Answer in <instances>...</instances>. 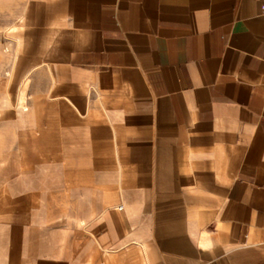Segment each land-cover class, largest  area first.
<instances>
[{"label": "crops", "instance_id": "1", "mask_svg": "<svg viewBox=\"0 0 264 264\" xmlns=\"http://www.w3.org/2000/svg\"><path fill=\"white\" fill-rule=\"evenodd\" d=\"M0 264H264V0H0Z\"/></svg>", "mask_w": 264, "mask_h": 264}]
</instances>
